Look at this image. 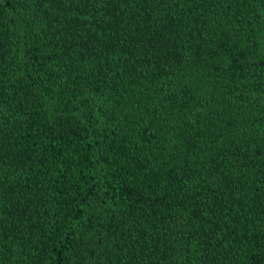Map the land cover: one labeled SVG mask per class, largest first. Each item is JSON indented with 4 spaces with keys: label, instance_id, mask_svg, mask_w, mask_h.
Here are the masks:
<instances>
[{
    "label": "trees",
    "instance_id": "1",
    "mask_svg": "<svg viewBox=\"0 0 264 264\" xmlns=\"http://www.w3.org/2000/svg\"><path fill=\"white\" fill-rule=\"evenodd\" d=\"M0 264H264V0H0Z\"/></svg>",
    "mask_w": 264,
    "mask_h": 264
}]
</instances>
